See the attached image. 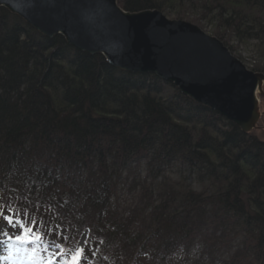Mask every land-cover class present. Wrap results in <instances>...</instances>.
Wrapping results in <instances>:
<instances>
[{"label": "trees", "instance_id": "1", "mask_svg": "<svg viewBox=\"0 0 264 264\" xmlns=\"http://www.w3.org/2000/svg\"><path fill=\"white\" fill-rule=\"evenodd\" d=\"M117 1L198 14L220 41L264 48V0ZM202 127L211 135L195 137ZM181 166L198 190L172 176ZM133 168L143 176L122 179ZM17 211L65 247L86 231L88 264H203L215 245L231 249L230 233V261L264 264V143L171 83L110 66L0 7L1 235L14 234L5 217L20 221ZM193 242L204 250L189 260Z\"/></svg>", "mask_w": 264, "mask_h": 264}, {"label": "water", "instance_id": "2", "mask_svg": "<svg viewBox=\"0 0 264 264\" xmlns=\"http://www.w3.org/2000/svg\"><path fill=\"white\" fill-rule=\"evenodd\" d=\"M0 7L47 38L60 35L74 49L101 55L123 71L173 84L244 132L255 128L264 76L247 70L196 24L157 9L126 11L117 0H0Z\"/></svg>", "mask_w": 264, "mask_h": 264}, {"label": "rangeland", "instance_id": "3", "mask_svg": "<svg viewBox=\"0 0 264 264\" xmlns=\"http://www.w3.org/2000/svg\"><path fill=\"white\" fill-rule=\"evenodd\" d=\"M163 13L169 19H177L175 13L167 12V11H165ZM194 19H197V20H194ZM179 20H184V21H188V22H191L193 24H196L204 32L214 36L213 35V28L214 27L211 26L209 23H207V21L203 20L202 18H199L198 14H194V13L190 12V14H186V17L179 18ZM222 42L226 43L225 46L227 48H229L230 49L229 51L242 62L243 66L247 70H249L253 73L262 74L264 76V55H263L264 48L259 45L258 41L248 40L247 42H241V41L239 42L238 40H236L235 38H232V36H231V38L230 37L225 38L224 41H222ZM110 66H112V65H110ZM115 68H117V67H115ZM120 70H122V69H120ZM125 72H127V71H125ZM128 73H130V72H128ZM260 91H261V93L257 94L259 118L255 124V128L251 129L248 132H244V131L243 132L244 133H250L251 135L255 136L258 140H260L264 143V81L261 85ZM214 111H216V110H214ZM189 117H191V119H192V118H195V115L190 114ZM192 122H193V119H192ZM195 130H198V129L195 127ZM199 130H200V133L199 132L198 133L192 132V134L194 133V136L197 135L195 137H200L203 134V132H205L207 135H211V133H212V131L208 127H202ZM177 168L182 169V171H181L182 173H181L180 177H182V178L184 177L186 179V181L192 185V187H194L196 190H198V185L194 179L195 178L194 174L192 172H190V170L187 169L186 167L181 166V167H177ZM177 168H175L174 170L178 171ZM140 171H141V169L133 168L130 171V173L128 171L123 173L122 179H123V177L129 176L128 179L131 180L133 175L137 176V174L141 178L143 176V172L142 171L140 172ZM176 173H178V172H176ZM172 176L175 179L179 178L178 174H174ZM122 184L123 183H121L120 186ZM125 186L127 187V185H125ZM125 186L123 188H125ZM25 189H27V187ZM134 193H136V191ZM15 213H18L23 218L25 216L24 213L22 214V212H20V211H17ZM33 213H35V212H33ZM79 220H80L79 222H82V223L85 222V219L82 218V216H81V218H79ZM36 226L38 228V225H36ZM51 231H53V230H51ZM45 233L49 234L48 232H45ZM49 235H51V237H52V238L50 237L51 239H54V240L57 239L58 243L66 245L67 242H59L60 240H58V238L55 239L52 236V234H49ZM104 239H106V238L97 237L96 242L98 243L101 240V242L103 243L105 241ZM228 239H231L228 243V246H231V249L230 250H224L223 247H221L220 245H215L213 248V251L211 252L212 256L207 255L208 256L207 258L205 257V255L203 256L204 259H206L203 264H228V263L235 264L236 261H234V262L232 260L230 261L229 257L232 255V252L238 246L239 239L237 237H233L231 233L229 234ZM79 241H83V243L86 242V236L84 237L83 232L81 234V237H79L77 246L79 244ZM0 242H2V243H0V255H4L3 261L0 264H7L8 260L16 261V259H18L19 257L22 258V255H23L22 252L25 249V245L18 244L16 241H13V240H11V242L9 243V239L3 238V237H2V239H0ZM203 250H204V248H202V246L199 243L193 242L191 244L189 250H188V259L189 260L195 259L196 257H198L199 254L203 253ZM86 257L88 260L89 256L86 255ZM25 259L29 263V257L28 258L25 257ZM26 261H25V263H26ZM11 264H14V263H11ZM18 264H21V263H18ZM90 264H94V263H90ZM250 264H253V263L251 262Z\"/></svg>", "mask_w": 264, "mask_h": 264}, {"label": "snow or ice", "instance_id": "4", "mask_svg": "<svg viewBox=\"0 0 264 264\" xmlns=\"http://www.w3.org/2000/svg\"><path fill=\"white\" fill-rule=\"evenodd\" d=\"M11 212L12 206H8ZM2 214V212H0ZM18 215V213H14ZM9 227L14 230L10 235L9 243L14 239L18 244L28 245L29 264H88L85 249L82 247H65L50 238L44 230L35 231V219L31 224L27 219V214L20 221L13 222L12 217H5ZM67 242V237H64ZM2 243V242H0ZM0 259H3L0 256Z\"/></svg>", "mask_w": 264, "mask_h": 264}, {"label": "bare ground", "instance_id": "5", "mask_svg": "<svg viewBox=\"0 0 264 264\" xmlns=\"http://www.w3.org/2000/svg\"><path fill=\"white\" fill-rule=\"evenodd\" d=\"M158 78V77H157ZM160 79V78H159ZM161 80V79H160ZM163 81V80H162ZM173 85V84H172ZM227 120H229V119H227ZM230 121V120H229ZM230 122H232V121H230ZM232 123H234V122H232ZM235 124V123H234ZM237 125V124H236ZM241 130V129H240ZM175 162H179V160L178 159H176V161ZM182 171V169H178V171H175V170H173V174L172 175H174V174H178V176L180 177L181 176V172ZM176 172H178V173H176ZM191 172V171H190ZM193 175V174H192ZM82 246V242L79 244V247H81ZM0 256H2L3 258H4V255H0ZM2 261H3V259H0V263H2ZM11 263H14V264H18L19 263V260L17 259L16 261H14V260H8L7 261V264H11Z\"/></svg>", "mask_w": 264, "mask_h": 264}]
</instances>
